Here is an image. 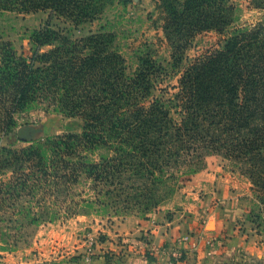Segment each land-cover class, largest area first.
Instances as JSON below:
<instances>
[{"label": "trees", "instance_id": "obj_1", "mask_svg": "<svg viewBox=\"0 0 264 264\" xmlns=\"http://www.w3.org/2000/svg\"><path fill=\"white\" fill-rule=\"evenodd\" d=\"M111 1L0 0V14L48 15L30 33L29 50L0 42V204L7 198L17 204L23 193L35 200L8 211V221L39 225L132 203L146 216L173 193L179 168L194 174L208 154L241 163L264 205V18L234 27L229 0H159L176 68L197 35L221 37L217 49L184 68L178 93L165 100L153 95L162 68L141 56L128 73L114 33L72 39L51 26L59 19L78 28ZM250 7L264 10V0H250ZM39 106L80 118L82 131L3 146ZM80 186L95 200L83 198Z\"/></svg>", "mask_w": 264, "mask_h": 264}, {"label": "rangeland", "instance_id": "obj_2", "mask_svg": "<svg viewBox=\"0 0 264 264\" xmlns=\"http://www.w3.org/2000/svg\"><path fill=\"white\" fill-rule=\"evenodd\" d=\"M158 1L130 0L122 4L119 0H112L104 7L96 20L78 28L59 19H53L51 26L56 30L67 31L72 39L97 33L101 29L114 33L116 39L113 46L125 58L128 73L133 72L137 67L138 57L148 56L151 61L162 68L156 81L158 87L153 95L163 96L165 100L173 99L178 93V79L184 68L198 57L217 49L221 37L215 32L197 35L190 47L185 50L181 66L176 68L171 58L172 44L164 35L156 11ZM229 3L236 8L234 27H250L264 18V10L252 9L250 0H229ZM47 18L48 15L43 12L0 14V42L11 43L18 52L29 50L30 33L34 29L43 27ZM41 107L43 106L22 116L20 125L14 133L5 137L1 144L19 149L26 146L21 141L29 142L82 131L83 121L80 118H68L53 111L45 113ZM171 116L177 121L178 116L173 111ZM23 130H26L25 134L20 135ZM199 163L194 174H189L186 167H180L173 181V193L146 216L132 203L134 208L112 207L106 211L60 218L54 222L28 226L23 220L20 221L24 224L8 221V213H10L8 211L26 207L34 199L23 193L17 199L16 204L15 200L10 201L7 198V202L0 204V252L18 255H82L83 249L81 250L79 246L84 245L85 254L90 238L93 240L104 238L102 230L112 229L114 225L120 224L135 226L140 220L149 219V215L161 207H171L167 210L168 212L164 213V217L174 219L185 207L195 211V207L202 205L201 202L204 201L203 197L206 195L203 193L213 197L206 203L208 208L218 207L219 202L214 196L220 185L223 186L222 190L226 197L223 219H231L236 227L243 224L244 230L248 231L247 236H251L259 244L264 243V205L261 203L257 188L243 171V165L218 154L205 155ZM204 184L206 187L203 186ZM86 186L90 187V183ZM78 189L84 191L83 198L95 200L94 194L87 189L81 186ZM0 198H4L3 194H0ZM37 199H40V196ZM95 209L100 208L96 206ZM241 210L243 211L242 216L239 213ZM229 211L237 215L234 217ZM201 212H195V218L200 221L199 223L205 221L208 209L205 208ZM212 228L211 225L209 229ZM241 229L239 228L240 231ZM2 249L7 251H2ZM61 261L65 259L62 258Z\"/></svg>", "mask_w": 264, "mask_h": 264}, {"label": "crops", "instance_id": "obj_3", "mask_svg": "<svg viewBox=\"0 0 264 264\" xmlns=\"http://www.w3.org/2000/svg\"><path fill=\"white\" fill-rule=\"evenodd\" d=\"M222 187L219 186L214 196L219 202L218 207L208 208L206 203L213 197L203 193L206 195L202 205L195 207V211L185 207L174 219L164 217V213L171 209L167 206L159 208L149 215V219L140 220L135 226L120 224L102 230L104 238L94 240L92 264H166L172 259L178 238L186 233L191 234L197 249L192 248V242L184 244V258L178 264H264V243L259 244L247 236L248 231L244 230L243 224V227H236L231 219H223L226 197ZM205 208L208 209L206 219L199 223L195 212L202 213ZM230 213L234 217L237 215ZM239 213L243 215L242 210ZM211 225L213 228L209 229ZM83 246L79 247L85 251ZM83 251L82 255L0 252V264H84ZM62 258L65 261H61Z\"/></svg>", "mask_w": 264, "mask_h": 264}, {"label": "built area", "instance_id": "obj_4", "mask_svg": "<svg viewBox=\"0 0 264 264\" xmlns=\"http://www.w3.org/2000/svg\"><path fill=\"white\" fill-rule=\"evenodd\" d=\"M190 242H192V237L189 234H185V235L179 237L177 242H176V249L171 254L172 259L166 264H178L180 262L179 261L180 254L182 253V250H183L182 246L184 244H187ZM93 245H94V240L90 238L88 240L87 250H86V252L84 254V258H83L84 264H92ZM192 248L197 249V244L194 241L192 242Z\"/></svg>", "mask_w": 264, "mask_h": 264}, {"label": "water", "instance_id": "obj_5", "mask_svg": "<svg viewBox=\"0 0 264 264\" xmlns=\"http://www.w3.org/2000/svg\"><path fill=\"white\" fill-rule=\"evenodd\" d=\"M25 132H26V130L21 131V132H20V135H24Z\"/></svg>", "mask_w": 264, "mask_h": 264}]
</instances>
